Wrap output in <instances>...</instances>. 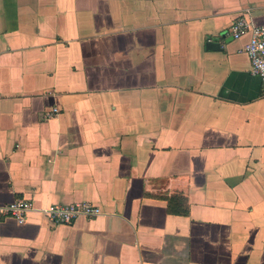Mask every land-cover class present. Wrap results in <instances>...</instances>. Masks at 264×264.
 Returning a JSON list of instances; mask_svg holds the SVG:
<instances>
[{
	"label": "crops",
	"instance_id": "crops-1",
	"mask_svg": "<svg viewBox=\"0 0 264 264\" xmlns=\"http://www.w3.org/2000/svg\"><path fill=\"white\" fill-rule=\"evenodd\" d=\"M242 18L264 0H0V264H264ZM18 198L23 224L1 213Z\"/></svg>",
	"mask_w": 264,
	"mask_h": 264
},
{
	"label": "built area",
	"instance_id": "built-area-1",
	"mask_svg": "<svg viewBox=\"0 0 264 264\" xmlns=\"http://www.w3.org/2000/svg\"><path fill=\"white\" fill-rule=\"evenodd\" d=\"M230 34L236 40L244 37L249 38L241 49V53L248 56L250 60L251 74L264 83V25H252L242 18L232 25ZM30 208V203L23 198H18L7 208L1 210V213L10 215L18 223L23 224ZM45 213L54 224L71 225L79 216L96 217L101 213V210L99 207L85 202L70 205H51L45 210Z\"/></svg>",
	"mask_w": 264,
	"mask_h": 264
},
{
	"label": "water",
	"instance_id": "water-1",
	"mask_svg": "<svg viewBox=\"0 0 264 264\" xmlns=\"http://www.w3.org/2000/svg\"><path fill=\"white\" fill-rule=\"evenodd\" d=\"M212 45H214V44H212Z\"/></svg>",
	"mask_w": 264,
	"mask_h": 264
}]
</instances>
